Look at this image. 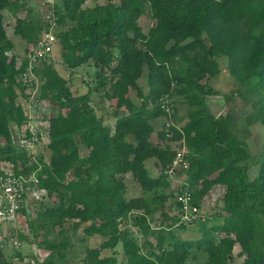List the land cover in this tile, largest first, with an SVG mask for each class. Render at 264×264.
I'll use <instances>...</instances> for the list:
<instances>
[{
  "label": "trees",
  "instance_id": "obj_1",
  "mask_svg": "<svg viewBox=\"0 0 264 264\" xmlns=\"http://www.w3.org/2000/svg\"><path fill=\"white\" fill-rule=\"evenodd\" d=\"M15 1L0 0V161H11L17 173L37 171V218L26 205L18 212L19 222L24 216L36 238L44 230L39 243L50 253L36 264H55V254L63 257L80 228L86 235L104 237L99 246L86 248L85 264H116L117 256L102 255V249L120 243L126 264H187L194 249L208 254L206 264H264V161L259 174L249 178L244 162L252 153L232 129L231 110L210 111L206 97L213 86L203 81L219 72L218 58L223 55L241 82L264 87V0L55 3L54 29L66 66L75 68L93 59L98 65L96 87L110 82L105 95L125 110L115 112L114 125L106 124L92 103V89L74 93L68 79L44 61L35 69L43 79L41 95L58 111L49 118V160L40 156L31 162L27 148L15 142L13 130V123L22 127L28 118L18 100V88H25L18 74L28 60L18 63L4 18L6 8H18ZM148 6L154 24L145 31L139 18ZM48 28V20L33 14L17 16L14 30L30 49ZM142 76L150 85L146 94ZM135 89L141 102L133 96ZM172 90L190 105L186 121L169 126L165 122L155 139L154 120L168 115L162 101ZM255 109L264 124V98ZM26 135H31L29 126ZM182 141L188 147L189 166L172 188L167 170ZM149 158H156L158 174L150 173ZM129 172L140 183L141 195L127 196ZM186 183L200 206L212 197L225 211L219 223L207 226L202 221L198 238H183L164 224L167 217L171 225L181 221L180 209L170 215L165 204ZM53 194L57 200L49 201ZM136 210L141 213L133 214ZM158 210L162 217L154 226ZM130 218L143 242L129 226L122 227ZM52 231L57 238H51ZM236 245L241 261L234 259ZM0 264L13 263L0 255Z\"/></svg>",
  "mask_w": 264,
  "mask_h": 264
},
{
  "label": "rangeland",
  "instance_id": "obj_2",
  "mask_svg": "<svg viewBox=\"0 0 264 264\" xmlns=\"http://www.w3.org/2000/svg\"><path fill=\"white\" fill-rule=\"evenodd\" d=\"M56 2L57 0L51 3L49 7H47L48 5L43 4V11H39V15L45 23L48 18L47 9L50 8L53 10V6ZM105 2H107V0H86L84 6ZM4 18L7 20L6 29L9 37L13 41L14 52L17 54V57H19L18 63L20 64L28 50V43L26 42L25 37L21 34L15 33L16 18H11L9 16L8 8L4 10ZM139 22L145 31H148L154 24V19L149 12V6L140 16ZM115 51L117 52V50ZM218 59L220 66L219 72L210 78L203 79L204 82L213 86V93L206 97V105L210 111L216 114H225L229 109L231 110L234 118L232 129L252 153L251 157L244 162V164L248 166V177L252 179L259 174L261 164L264 161V124L262 120L256 116L257 113L255 109L258 102L264 98V87L260 86V84H251V80L247 83L241 82V80L229 71L227 57L220 55ZM44 61L53 65L68 79L74 93H82L92 89V103L95 106L97 114L102 117L106 124H115V112L117 111L120 113L124 111L125 108H117L111 103L110 98L105 95L106 89L110 88V82H107L105 85H101L98 88L96 87V85L99 84L96 74L98 65L95 64L93 59L75 68L67 67L62 55L61 42L58 38L54 42L53 49L47 56V59L39 61L37 67H42L43 63H45ZM36 75L40 77L38 83H41V86H35L34 88L30 85H25L20 81L25 85V88L23 90L20 87L18 88V100L23 104L28 118L22 127L13 123L15 142L19 145H24L27 148L31 155L29 159L30 162L38 159L40 156L43 158V161L49 160L51 154V150L48 147L49 118L53 113L58 111V107L53 106L47 97H42L43 79L37 71ZM140 85L142 86L144 94L149 92L150 85L146 76L140 78ZM133 96L136 101H142V97L139 96L136 89L133 90ZM162 104L168 105L169 110L167 111L168 115L159 116L154 120L156 125V130L154 132L155 139H157V131L164 127L165 122L182 125L186 121L187 112L190 109L189 103L183 96L176 93L175 90H172L166 95ZM28 126L31 131L30 136L26 135V129ZM82 152L83 154H86L87 149L82 148ZM12 166H14V164L9 160L2 159L0 161V169L3 171ZM147 166L151 174L159 173L160 168H156L153 158L148 159ZM184 176L185 174H183L182 170H178L175 174H170L171 187L173 188L177 183L178 178ZM126 182V194L128 197L141 195L143 193L140 183L134 178L131 172L126 174ZM37 194V185H34L28 192L25 200L27 212L32 218H37ZM211 198L202 200L201 215L198 219L187 222L180 221L171 225L172 219L167 217L164 219V224H169L170 228L183 238H198L202 234V221L207 226H212L214 223H219L222 220L223 213H225L219 202H217L218 199L213 201ZM51 200H57V196L53 194L49 201ZM165 206L166 211H168L170 215L178 212L179 208L176 195H172L167 200ZM137 213L141 212L136 210L133 214ZM156 213H158L156 214L157 223L153 222L154 226H158L162 217L160 210ZM126 225L133 229L139 238V241L143 242V234L137 230V226L133 223L131 218L122 223V227ZM170 228L167 227L166 230H169ZM1 230V235H7L6 237H8V240L13 231L17 232L20 241L19 247H15L11 242L3 244V246L0 245V255L13 264H36L37 261H44L50 253V249L39 243V240L44 235V230H41L40 236L36 238L33 235L32 228L28 225V220H25L24 216L22 217V221L19 222V226L15 223H10L2 226ZM56 234L57 233L52 231L51 238H57ZM62 238H64V236L60 235V239ZM103 238L104 237L100 234L86 235L80 228L78 230V235H72L71 244L64 249L63 257H59L58 253L55 254V264H85L84 257L86 255V248L99 246ZM152 240H155V238L152 237ZM239 250L240 246L236 245L234 248V259L241 261L243 260V256L238 255ZM194 252L195 255L188 259L187 264H206L208 254L196 249H194ZM110 254L117 256L118 260L116 264H126L121 243L118 244L115 249H102V255Z\"/></svg>",
  "mask_w": 264,
  "mask_h": 264
},
{
  "label": "built area",
  "instance_id": "obj_3",
  "mask_svg": "<svg viewBox=\"0 0 264 264\" xmlns=\"http://www.w3.org/2000/svg\"><path fill=\"white\" fill-rule=\"evenodd\" d=\"M47 11L49 28L45 29L39 40L27 50L24 58L28 60V63L26 68L18 74L20 81L34 88L35 86H41V83H38L40 77L36 75L35 70L38 62L47 59L53 49L54 42L58 39L54 30L57 16L54 9L49 8ZM162 105L167 111L169 110L168 105ZM170 124L172 123L168 122L167 126ZM167 135L170 136L171 133L168 132ZM182 143V146H178L171 167L167 170L170 174H175L178 170H183L189 166V162L185 158L188 147L184 141ZM38 180L39 177L36 170L27 174L24 172L17 173L14 166L0 174V245L3 246V244L11 242L15 247H19L20 241L17 232L13 231L8 240L7 235H1V228L10 223H15L19 226L18 212L25 205L28 192L36 185ZM175 195L181 211V221L187 222L198 219L201 215V206L193 200V192L189 189L188 183H186V186H182L180 190H176Z\"/></svg>",
  "mask_w": 264,
  "mask_h": 264
},
{
  "label": "crops",
  "instance_id": "obj_4",
  "mask_svg": "<svg viewBox=\"0 0 264 264\" xmlns=\"http://www.w3.org/2000/svg\"><path fill=\"white\" fill-rule=\"evenodd\" d=\"M54 1H56V0H16L15 2L18 3V8H16V7L8 8L9 16L11 18H14V17L17 18V16L26 17L28 15H33V14H37L38 16H40L39 11H41V10L43 11V9H44V8H42L43 4H46V5H48L47 7H49L51 5V3H53ZM58 1L59 0H57V2ZM89 5L91 6L92 4H89ZM53 8H54V6H53ZM5 21H7V20H5ZM26 42L28 43L27 40H26ZM26 47H27V44H26ZM153 160L156 164V168H160L159 165H157L156 158H153ZM147 161H148V159L146 160V165H147Z\"/></svg>",
  "mask_w": 264,
  "mask_h": 264
}]
</instances>
